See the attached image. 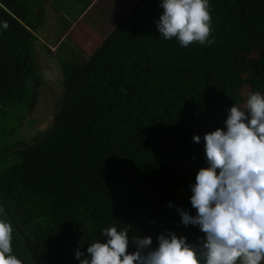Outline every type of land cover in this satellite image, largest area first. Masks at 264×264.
<instances>
[{"label": "trees", "instance_id": "16d2710c", "mask_svg": "<svg viewBox=\"0 0 264 264\" xmlns=\"http://www.w3.org/2000/svg\"><path fill=\"white\" fill-rule=\"evenodd\" d=\"M158 2L139 0L90 56L78 44L60 56L67 38L48 50L58 110L45 132L18 142L45 84V9L43 0H0V218L13 225L22 264H79L75 251L103 242L111 226L129 230V252L137 236L153 246L165 230L202 236L176 207L195 214L189 186L206 167L203 134L223 127L246 87L264 93V0H209L213 43L187 47L160 36Z\"/></svg>", "mask_w": 264, "mask_h": 264}, {"label": "clouds", "instance_id": "9594fccd", "mask_svg": "<svg viewBox=\"0 0 264 264\" xmlns=\"http://www.w3.org/2000/svg\"><path fill=\"white\" fill-rule=\"evenodd\" d=\"M158 7L162 12L154 23L165 40L175 38L181 47L213 43L209 0H159ZM226 111L223 127L203 134L206 167L189 186L195 214L176 207L180 223L196 226L202 236L189 241L165 230L155 246L150 236H137L129 252V230L111 226L100 230L103 242L95 239L85 252L75 251L79 264L264 262V93L251 92L244 108L233 104ZM12 240L13 225L0 218V264H22Z\"/></svg>", "mask_w": 264, "mask_h": 264}, {"label": "rangeland", "instance_id": "374dc122", "mask_svg": "<svg viewBox=\"0 0 264 264\" xmlns=\"http://www.w3.org/2000/svg\"><path fill=\"white\" fill-rule=\"evenodd\" d=\"M56 23H50V27L47 30H42L39 34L41 40L37 43V57L40 66L43 68V74L45 76V84H43L39 90V98L38 104L35 107L31 117L36 119L32 121L30 126H26L20 132V140L18 142H22V140H31L36 134L39 132H45L49 125L52 123L55 114L58 110V103L60 99V94L62 92V86L60 82V72L59 66L56 62V58L54 55L56 50L59 46V37H60V30H56L54 27ZM113 25L109 27V29H102L97 28L94 29L95 33H90L88 35L79 34L81 43L75 45L76 47L82 49L85 52L86 56H90L103 42V40L107 37L108 33L111 31ZM97 35V36H96ZM75 36L72 35V39ZM47 43V44H46ZM66 44L61 46L60 56L63 53L62 48H65L66 45H72L73 43L70 39L67 38ZM72 47V46H68ZM48 50H52V54L48 52ZM251 93L250 87H246L244 90V95H248ZM243 103L239 106L240 108L245 107L247 97H244ZM17 116L11 118L13 123ZM12 123V125H13ZM9 127V129L12 127Z\"/></svg>", "mask_w": 264, "mask_h": 264}, {"label": "crops", "instance_id": "0c3cea01", "mask_svg": "<svg viewBox=\"0 0 264 264\" xmlns=\"http://www.w3.org/2000/svg\"><path fill=\"white\" fill-rule=\"evenodd\" d=\"M139 0H43L44 20L41 29L47 30L50 23H56V30H62L65 21L69 24L68 31L59 37V43L64 38L75 44H80L79 34L85 36L95 33L94 29H109L115 25L122 15L128 13ZM90 32V33H89ZM72 35L75 36L72 39ZM97 36V35H96ZM40 41L43 42V40ZM47 44V43H46Z\"/></svg>", "mask_w": 264, "mask_h": 264}, {"label": "water", "instance_id": "95a60500", "mask_svg": "<svg viewBox=\"0 0 264 264\" xmlns=\"http://www.w3.org/2000/svg\"><path fill=\"white\" fill-rule=\"evenodd\" d=\"M18 232L21 234L22 233V231L18 228ZM24 236V235H23ZM26 243H27V246H28V248H29V250H30V252H32V248L30 247V244H29V242L26 240ZM34 259H36L35 257H34Z\"/></svg>", "mask_w": 264, "mask_h": 264}]
</instances>
